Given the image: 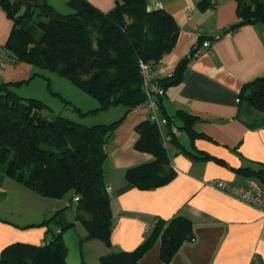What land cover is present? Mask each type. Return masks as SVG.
I'll list each match as a JSON object with an SVG mask.
<instances>
[{
	"label": "trees",
	"instance_id": "1",
	"mask_svg": "<svg viewBox=\"0 0 264 264\" xmlns=\"http://www.w3.org/2000/svg\"><path fill=\"white\" fill-rule=\"evenodd\" d=\"M237 3L239 21L223 33L243 24H264V0ZM23 4L0 0L1 8L13 21L1 48L6 58L12 63L27 62L34 68L56 70L99 100L95 111L121 104L127 107L122 117L109 124L87 126L61 115L50 119L43 114L48 106L42 100L23 97L13 89L19 83L0 84V163L6 167V175L45 197L61 199L69 193L71 199L80 196L74 221L57 211L37 226L44 225L50 231V224L55 223L59 232L52 233L44 244H9L0 254V264H67L63 233L77 223L86 230L81 245L100 239L111 246L115 221L105 183L106 147L126 116L146 100L141 61L155 68L175 46L180 27L164 8L148 10L147 0H115L109 11H101L87 0H68V13L45 0L28 2L22 9ZM200 5L209 6L206 0ZM204 39L200 37L201 45ZM196 55L197 49H192L179 61L171 77L157 81L164 88L180 83ZM37 74L35 71L30 79ZM240 97L264 113V76L246 82ZM177 116L183 122L182 126L177 125L178 129L186 130L193 141L202 135L194 129L195 115L180 110ZM165 117L169 125L174 124L173 116ZM136 131L139 137L135 148L154 158L128 168L127 181L141 190L170 183L177 172L157 124L148 118L136 125ZM181 152L193 160L212 158L186 146H181ZM251 171L256 173L245 174L264 181V169ZM146 232L135 249L102 255L98 264H142L143 256L158 241L160 258L165 264H172L182 244L195 239L193 221L183 215L157 218Z\"/></svg>",
	"mask_w": 264,
	"mask_h": 264
},
{
	"label": "crops",
	"instance_id": "2",
	"mask_svg": "<svg viewBox=\"0 0 264 264\" xmlns=\"http://www.w3.org/2000/svg\"><path fill=\"white\" fill-rule=\"evenodd\" d=\"M16 1L24 3V9L28 2L39 0ZM45 1L59 11H67L69 7L68 0ZM87 1L101 11H109L115 4V0ZM202 1L205 0H147L148 10L164 8L180 27L175 46L154 68L157 80L171 77L179 61L197 49L181 82L165 88L161 115L173 116L174 124L182 126L177 112L187 111L197 117L194 129L202 135L193 141L180 128L176 141L168 147L176 177L159 188L141 190L127 181L125 173L128 168L154 158L135 148L139 137L136 125L148 119L150 112L141 106L126 116L106 147L105 183L111 188L115 221L111 247L107 246L106 254L135 249L144 240L146 227H151L157 218L183 215L193 221L195 239L182 244L172 264H264L260 212L214 184L220 179L243 185L250 177L245 171L255 174L251 170L264 169V113L240 97L246 82L264 76V24L240 25L204 48L200 37L213 39L239 19L237 0H206L209 6L205 8L200 5ZM12 27L13 21L0 6V48L6 44ZM4 52L0 51V84L19 83L15 86L20 85L21 89L35 68L27 62L12 63ZM181 146L212 158L193 160L181 152ZM11 195L15 201L6 200ZM47 198L50 197L7 176L6 167L0 164V254L14 242L44 244L48 241H43L49 232L47 227L37 225L60 209L54 205L50 211ZM17 213L20 219H27L26 224L11 220ZM35 214L39 217L31 219ZM55 232H59L58 226ZM77 233L81 239L86 235L78 230ZM141 262L165 264L160 258V241Z\"/></svg>",
	"mask_w": 264,
	"mask_h": 264
},
{
	"label": "rangeland",
	"instance_id": "3",
	"mask_svg": "<svg viewBox=\"0 0 264 264\" xmlns=\"http://www.w3.org/2000/svg\"><path fill=\"white\" fill-rule=\"evenodd\" d=\"M70 11L71 9L68 7L67 11L60 12L68 13ZM35 71L39 74L31 78L29 82L23 83L21 89L19 88L20 85L13 86V89L23 97L42 100L48 106L43 110V114L50 119L57 115H61L83 125L92 126L96 124H109L122 117L127 111V107L122 104L111 106L106 110L95 111V109L99 107V100L83 91L68 78L60 76L56 70L52 69L35 68ZM71 197L72 193L67 194L61 199L47 198V201H50L51 205V209L49 210L52 211V207L57 205L64 217L74 221V206L67 207L66 205V202L70 201ZM6 200L12 202L16 199L11 195ZM52 214L53 213L50 212V216ZM37 217H39V215L35 214L31 219H36ZM11 220L26 224L25 222L27 219H20L17 213L15 217H11ZM29 220L28 218V221ZM56 226L57 224L55 223L50 224V231L43 241L52 238V232L56 231ZM77 230L80 234H86V230L82 224H77ZM82 247L85 254V264H98L99 256L104 254L107 255L105 253L107 245L100 239L84 241Z\"/></svg>",
	"mask_w": 264,
	"mask_h": 264
},
{
	"label": "built area",
	"instance_id": "4",
	"mask_svg": "<svg viewBox=\"0 0 264 264\" xmlns=\"http://www.w3.org/2000/svg\"><path fill=\"white\" fill-rule=\"evenodd\" d=\"M223 34H231V31L217 33L213 39H205L202 43L204 48H209L213 40L220 39ZM2 49L0 48V51ZM4 64V63H3ZM142 87L146 94V100L141 106L150 112L149 118L155 122L160 130L162 142L168 148L173 139L178 135L179 129L175 124L169 125L168 118L161 115L160 99L165 96V88L157 81L154 76V68L146 62L141 61ZM221 190L238 197L244 202L254 206L263 218L262 231L264 233V181L259 178L249 177L245 184L235 185L226 180H216L214 183ZM111 188L107 187L109 192ZM80 200L79 195H75L70 201L66 202L67 207H76ZM73 207V208H74ZM150 227H146V231Z\"/></svg>",
	"mask_w": 264,
	"mask_h": 264
},
{
	"label": "water",
	"instance_id": "5",
	"mask_svg": "<svg viewBox=\"0 0 264 264\" xmlns=\"http://www.w3.org/2000/svg\"><path fill=\"white\" fill-rule=\"evenodd\" d=\"M60 231V230H59ZM63 240L68 249L66 256L67 264H82L81 238L76 226L70 227L63 233Z\"/></svg>",
	"mask_w": 264,
	"mask_h": 264
}]
</instances>
